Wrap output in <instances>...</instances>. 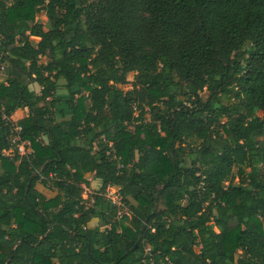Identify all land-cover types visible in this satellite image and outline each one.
<instances>
[{"label": "trees", "instance_id": "1", "mask_svg": "<svg viewBox=\"0 0 264 264\" xmlns=\"http://www.w3.org/2000/svg\"><path fill=\"white\" fill-rule=\"evenodd\" d=\"M1 76L0 264H264V0H0Z\"/></svg>", "mask_w": 264, "mask_h": 264}, {"label": "rangeland", "instance_id": "2", "mask_svg": "<svg viewBox=\"0 0 264 264\" xmlns=\"http://www.w3.org/2000/svg\"><path fill=\"white\" fill-rule=\"evenodd\" d=\"M37 19L41 22H43L44 24L47 22V16L45 15L44 12L39 13ZM3 76V75H2ZM2 76L0 78H2ZM135 77V73H130L129 74V83L122 85V87L125 90L131 89L132 88V82L134 80ZM35 86H37L36 84H32V88L35 89ZM201 95L204 99H206L208 97V91L205 89L203 92H201ZM26 108L23 109H19L17 110L18 115L16 117H24L28 112H26L25 110ZM260 116L264 115V112L260 111L258 113ZM11 152V151H9ZM8 152V153H9ZM89 179L91 180V185L90 186H86L84 189V197L87 198L90 194H92L94 191L98 190L100 188V181L98 179H95L94 176L91 174L89 175ZM39 189L43 190L44 193H46L48 196L55 194V190H53L52 187L50 186H44L43 184L39 183L38 185ZM118 190H120V187H117ZM125 214L127 213V209H125L124 204L123 205H119V214ZM97 222H94V225H96Z\"/></svg>", "mask_w": 264, "mask_h": 264}, {"label": "built area", "instance_id": "3", "mask_svg": "<svg viewBox=\"0 0 264 264\" xmlns=\"http://www.w3.org/2000/svg\"><path fill=\"white\" fill-rule=\"evenodd\" d=\"M21 130L22 128L20 125H17V124L12 125L11 135H10V146L11 147L9 150L6 151L7 154H12L14 151H17L21 156L29 155L32 153L33 150L31 148V143L29 141H25L22 139ZM117 187L119 186L109 185L106 188V196L119 206V205H123V202H122V195L119 193L120 190H118ZM127 214H128V211H127Z\"/></svg>", "mask_w": 264, "mask_h": 264}, {"label": "crops", "instance_id": "4", "mask_svg": "<svg viewBox=\"0 0 264 264\" xmlns=\"http://www.w3.org/2000/svg\"><path fill=\"white\" fill-rule=\"evenodd\" d=\"M35 89L37 90V91H39L40 90V88H39V86L37 85V86H35ZM26 110V112H29L28 111V109L26 108L25 109ZM18 115V113H17V111L14 113V115L12 116V119L14 120V121H18V120H20V119H22V118H24L25 116H27L28 115V113L24 116V117H16V116Z\"/></svg>", "mask_w": 264, "mask_h": 264}]
</instances>
